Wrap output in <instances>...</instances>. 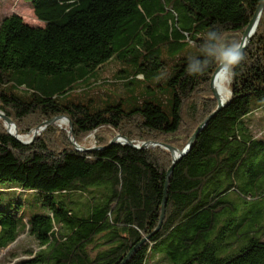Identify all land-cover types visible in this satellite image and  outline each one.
<instances>
[{
	"label": "trees",
	"instance_id": "trees-1",
	"mask_svg": "<svg viewBox=\"0 0 264 264\" xmlns=\"http://www.w3.org/2000/svg\"><path fill=\"white\" fill-rule=\"evenodd\" d=\"M25 1L44 26L16 14L0 19V113L19 136L66 116L80 148L94 133L97 146L78 151L55 124L23 145L0 120V184L37 193L50 212L27 219L20 199L0 200V249L27 232L40 250L22 264H264L258 240L264 207L242 210L264 200V138L250 127L251 115L264 108V9L244 60L229 71L231 101L201 129L170 177L166 151L111 141L122 136L133 145L183 150L186 143L174 139L186 134L189 142L217 109L211 78L219 63L192 75L188 59L179 57L168 81L169 113L147 101L131 110L59 101L72 92L62 86L64 77L79 67L87 74L112 59H131L133 79H145L165 67L157 55L161 43L168 53L183 43L199 47L203 29L241 43L262 0ZM77 195H89L85 214L75 209ZM245 241L238 254L219 257Z\"/></svg>",
	"mask_w": 264,
	"mask_h": 264
},
{
	"label": "rangeland",
	"instance_id": "rangeland-1",
	"mask_svg": "<svg viewBox=\"0 0 264 264\" xmlns=\"http://www.w3.org/2000/svg\"><path fill=\"white\" fill-rule=\"evenodd\" d=\"M13 14L19 15L25 23L31 26H44L34 15L31 4L25 0H0V19L4 16ZM163 15L164 13L161 17ZM171 21L173 20L171 19ZM169 28L173 29L172 23L169 24ZM131 29L130 32L132 31ZM197 33L198 38L204 39L207 30L203 29ZM145 38L151 39L149 36H146ZM157 47V55L162 61H164L165 67L162 70L157 71L154 76L145 79L142 77H138L137 80L133 79L136 64L131 59H112L101 68L92 70L87 74H85L81 70V67H79L73 75L64 77L62 86L68 90L72 89V92L60 98L59 101L64 104L68 102L83 103L94 110L108 105H115L117 103L122 104L125 110H131L138 104L147 101L160 105L165 112L169 113L171 110L172 93L171 89L168 87V81L172 74H174V67L177 59L179 57L187 58L188 55L191 52L196 51L198 47L195 44L183 43L174 48L170 53H168L167 47L162 43ZM145 63L146 61H144L143 64ZM129 83L132 85L129 86ZM250 118V127L254 136L259 139L264 138V108L254 112ZM0 120L6 125V122L3 119ZM54 126L63 130L65 133H68L70 130V126L66 122H64V124L58 122ZM48 127L39 131L38 136L40 137L43 135ZM35 129L29 134L21 137L32 138ZM116 135L117 134H115V136ZM185 135L186 134H181L177 136V138L174 139L175 143L179 145L185 143L188 144L189 142L186 140ZM83 143V149H85V147L87 149L96 148L95 133L86 137ZM186 144L185 147L187 146ZM57 198L61 199V196L59 195ZM18 199H20L24 205V213L27 219L36 215H47L50 213L46 207L42 206L40 196L37 193H23L15 183L0 184V200L9 204L11 202L14 203ZM88 199L89 195H77L73 198L74 202H76L75 209L78 210L80 214L86 213L89 203ZM259 206L264 207V200L248 204L244 206L242 210L252 211L256 210ZM15 215L19 216L21 213H16ZM258 240L264 242V234H261ZM247 242L248 241L241 242L230 249H221L218 255L219 257L236 255L247 245ZM39 250L40 246L36 240L25 232L18 238L16 243L7 249H0V264H22L23 262L32 259Z\"/></svg>",
	"mask_w": 264,
	"mask_h": 264
},
{
	"label": "water",
	"instance_id": "water-1",
	"mask_svg": "<svg viewBox=\"0 0 264 264\" xmlns=\"http://www.w3.org/2000/svg\"><path fill=\"white\" fill-rule=\"evenodd\" d=\"M263 9H264V0L261 1V3L259 5V7H258V9H257V11L255 13V15L253 16L252 21L250 22V24L248 25L247 29L245 30V32H244V34L242 36V40H241V43H240L241 48H242V51H245L248 48V46H249L252 38L254 37L258 25L255 28L253 27V25H254V23H255V21L257 19H260ZM221 68H222V66L219 65V67L216 69V71L212 75V78H211V89H212V86H213V82L215 80V77H216L217 73L219 72V70ZM212 93H213V96L216 99L217 104H218L217 105V109L213 112V114L209 118H207V120L202 125V127L197 130V132L195 133V135L192 137V139L189 141V143L187 144V146L182 151H180V150H178L176 148H173V147H171L169 145H162V144H157V143H144L142 145H133V143H131L127 138L122 137V136H117L114 140H112L111 141V145L118 143L120 145L129 146V147H132V148L137 149V150L148 149V148H151V147L152 148L153 147H159L162 150H165V151L169 152L170 155H171V157H172V160H173L172 167H171V169L169 170V173H168V177H170V175L173 172V169L176 166V164L179 163V161H181L189 153V151L191 150V148L193 146V143L196 140V138H197L199 132L201 131V129L206 124H208L211 120H213L217 116V114L224 107H226L229 104V102L231 101V98H232V93L231 92H230V97H229L228 100H219L213 90H212ZM0 119H3L6 122L8 133L13 138H15L19 143H21L23 145H31L35 141L36 137L39 135V131L43 130L44 128H46V127H48L50 125L56 124L58 122L64 121V122L68 123L69 126H70V130L68 132L69 139H70L71 143L77 148L78 151H80V152H85V151L90 152V151L96 149V148L83 149V148H80L77 145V143L75 142L74 137L72 136V134H73V124L70 121V119L68 117H66V116L56 117V118H54V119L46 122L42 126L38 127L37 129L34 130L33 137L29 141H26V142L21 141L19 139V136H15L12 133H10V131H9V125L10 126H13L15 129H17L15 123L11 119L7 118L3 113H0ZM164 196L165 197H164V201H163V205H162V216H161L160 225H159V228L157 229V231L161 228V225H162L163 220L165 218V208H166V203H167V191H165V195ZM143 242H145V240ZM131 254L127 257V259L125 261L128 260V258L131 256Z\"/></svg>",
	"mask_w": 264,
	"mask_h": 264
},
{
	"label": "clouds",
	"instance_id": "clouds-1",
	"mask_svg": "<svg viewBox=\"0 0 264 264\" xmlns=\"http://www.w3.org/2000/svg\"><path fill=\"white\" fill-rule=\"evenodd\" d=\"M187 59L189 74L198 75L213 61L219 63L222 69L231 71L244 60V53L239 42L226 41L221 30L210 29L198 49L191 52Z\"/></svg>",
	"mask_w": 264,
	"mask_h": 264
},
{
	"label": "bare ground",
	"instance_id": "bare-ground-1",
	"mask_svg": "<svg viewBox=\"0 0 264 264\" xmlns=\"http://www.w3.org/2000/svg\"><path fill=\"white\" fill-rule=\"evenodd\" d=\"M260 19H257L253 25V27L255 28L259 23ZM229 84H230V75H229V71L224 70V69H220L219 72L217 73L215 80L213 82V86H212V90L214 91V93L216 94L217 98L219 100H228L230 97V88H229ZM61 124H64V121L60 122ZM9 131L10 133H12L15 136H19L18 134H16V129L13 126L9 125ZM19 139L23 142L28 141L31 138H23L21 136H19Z\"/></svg>",
	"mask_w": 264,
	"mask_h": 264
}]
</instances>
